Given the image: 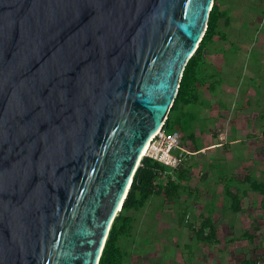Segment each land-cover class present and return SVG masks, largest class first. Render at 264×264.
Returning <instances> with one entry per match:
<instances>
[{"label":"water","instance_id":"95a60500","mask_svg":"<svg viewBox=\"0 0 264 264\" xmlns=\"http://www.w3.org/2000/svg\"><path fill=\"white\" fill-rule=\"evenodd\" d=\"M214 0H0V264H98Z\"/></svg>","mask_w":264,"mask_h":264},{"label":"rangeland","instance_id":"374dc122","mask_svg":"<svg viewBox=\"0 0 264 264\" xmlns=\"http://www.w3.org/2000/svg\"><path fill=\"white\" fill-rule=\"evenodd\" d=\"M220 27L223 28L222 24L218 25L222 37L219 34L216 39L225 38ZM262 27L257 26L255 36L249 34L255 26L248 28L245 36L261 39ZM190 108L187 105L185 110ZM204 109L206 114L211 110L208 105L201 111ZM197 123L204 131L209 119L203 115ZM180 135L182 138L181 131ZM182 141L188 144L192 154L186 161L188 173L182 170L186 163L179 169L183 175L179 194L169 201L162 195H153L143 207L128 212L132 217L130 229L118 241L122 253L120 264H235L247 259L264 264L259 259L264 253V195L251 191L245 180L246 175L264 180V136L253 143H256L254 147L242 139L234 140L231 145L226 141L218 146L221 150L216 154H210L213 148L206 140L201 145L187 138ZM203 144L208 145L199 152L193 147ZM165 175H160L162 184L167 182ZM244 189L250 194L242 199L241 210L233 211L227 191L241 194ZM206 217L217 227V241L203 242L195 235ZM245 231L255 238L250 241L244 236Z\"/></svg>","mask_w":264,"mask_h":264},{"label":"crops","instance_id":"0c3cea01","mask_svg":"<svg viewBox=\"0 0 264 264\" xmlns=\"http://www.w3.org/2000/svg\"><path fill=\"white\" fill-rule=\"evenodd\" d=\"M219 4L224 16L218 25L222 24L225 38L207 43L198 68L199 81L193 89L195 102H181L173 114V127L182 134L181 145L188 147L183 138L199 145L206 140L213 148L210 154L220 153L221 137L228 145L239 139L250 145L264 136V34L261 39L245 36L250 27L255 26L251 36L257 34L260 25L264 30V0H219ZM187 105L190 110H185ZM205 105L211 109L208 114L206 109L201 111ZM203 115L209 119L204 131L197 123ZM208 144L193 147L199 152ZM186 164L182 170L188 173ZM249 194L244 189L239 194L241 201Z\"/></svg>","mask_w":264,"mask_h":264},{"label":"trees","instance_id":"16d2710c","mask_svg":"<svg viewBox=\"0 0 264 264\" xmlns=\"http://www.w3.org/2000/svg\"><path fill=\"white\" fill-rule=\"evenodd\" d=\"M223 16L224 12L220 9L218 0H214L201 41L192 55L188 58L183 69L177 94L164 123V127L167 130L175 129L173 127V114L178 105L181 102L190 103L195 98L193 89L196 81H199V78L197 77L198 68L203 62V54L207 43L210 40L215 39L219 34L222 37L218 28V21ZM181 167L179 169H181ZM179 169H171V167L146 155L141 157L133 174L129 189L122 200L120 209L117 211V214L111 223L98 264H120L122 253L118 241L120 236L127 234L130 229L132 217L128 212L132 209L143 207L153 195H162L168 201L174 200L175 196L179 194V181L183 178ZM168 172H173L175 175L168 174ZM164 174L167 176V182L162 184L159 179H161L160 175ZM245 180L248 182L251 191L264 195V180H258L251 175H246ZM227 194L231 197L232 210L236 212L240 211L241 198L239 194L229 191H227ZM205 229H209V231L206 233ZM216 232V225H214L210 217H206L204 218V221L200 223L198 229L195 230V235L200 241L210 242L217 241ZM244 233V236L248 237L250 241L255 238V235L248 231H245ZM259 259L264 261V253L259 255ZM258 261L259 260L247 259L235 264H257Z\"/></svg>","mask_w":264,"mask_h":264},{"label":"built area","instance_id":"2783aa9c","mask_svg":"<svg viewBox=\"0 0 264 264\" xmlns=\"http://www.w3.org/2000/svg\"><path fill=\"white\" fill-rule=\"evenodd\" d=\"M180 132L162 127L156 132L143 155L171 167L179 169L191 157L192 151L180 144ZM222 143H226L221 137Z\"/></svg>","mask_w":264,"mask_h":264}]
</instances>
